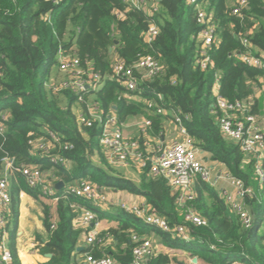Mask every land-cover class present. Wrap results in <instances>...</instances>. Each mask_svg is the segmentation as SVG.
<instances>
[{"label":"trees","instance_id":"trees-1","mask_svg":"<svg viewBox=\"0 0 264 264\" xmlns=\"http://www.w3.org/2000/svg\"><path fill=\"white\" fill-rule=\"evenodd\" d=\"M200 1L212 14L218 37L210 46L211 66L206 69L196 63L201 26L196 22L193 6L186 0H157L158 9L152 15L122 0H0V113L9 114L6 130L0 134V167L2 158L8 156L14 166H36L46 174L51 172L53 178H59L65 185L84 179L104 191L141 195L152 211L171 226L184 225L191 238L186 243L118 209L113 214L99 215L118 222L115 228L100 233L102 244L78 251L77 242L83 231L74 222L78 208L89 201L66 192L64 186L57 190V220L50 221L48 212H44L48 238L41 251L52 256L42 264H83L79 255L85 252L95 257L110 255L117 264H130L132 234L184 251L200 264H231L233 260L264 264V234L257 231L263 217L262 203L246 198L257 222L256 228L246 230L219 193L197 179L195 197L186 206L205 219L206 224L185 221L177 194L163 176L150 173L148 160L138 167V182L122 176L101 152L97 124L79 123L73 110L76 105L85 114L87 104L95 103L103 118L114 113L119 124L130 116L149 119L151 125L136 138L141 151L150 157L162 147L159 144L167 124L173 123L172 115L179 111L178 114L188 115L184 126L208 160L223 165L231 176L258 189L255 159L244 154L239 144L226 138L219 129L214 87L217 82V93L229 101L245 102L248 113L258 118L264 133V70L248 66L238 58V54L246 51L241 37H246L256 49L264 50V5L262 0H246V7L235 15L231 13L230 0ZM151 24L158 33L147 44L144 33ZM60 52L74 53L83 67L89 63L101 77L102 86L86 91L81 102L70 90L55 92L48 88L51 78L58 81L62 77L57 68ZM137 54L151 55L163 69L153 78L139 80L131 97H127L123 86L110 77L111 62L117 57L132 65ZM159 95L162 99H158ZM156 106L163 112L157 113ZM48 132L58 137L55 148L49 155L32 154L29 139L46 137ZM149 138H156L159 144ZM64 144H71L72 148L64 150L61 148ZM55 154L65 157L66 164L53 163L50 156ZM95 154L99 163L93 160ZM262 164L264 167V154ZM21 190L38 196L37 189L27 186L23 176L14 172L5 226L9 232L6 245L14 264H20L15 227L16 200ZM263 192L264 186L259 194ZM107 238H112L114 250L105 245ZM172 262L178 264L168 254L158 252L144 264Z\"/></svg>","mask_w":264,"mask_h":264},{"label":"built area","instance_id":"built-area-1","mask_svg":"<svg viewBox=\"0 0 264 264\" xmlns=\"http://www.w3.org/2000/svg\"><path fill=\"white\" fill-rule=\"evenodd\" d=\"M132 8L146 11L152 15L158 9L157 0H122ZM187 4L192 5L196 22L201 26L198 33V39L201 42V48L196 58V63L201 69L211 66L209 59V49L212 43L218 41L216 34V25L212 14L204 9V4L200 0H186ZM264 5V0H262ZM246 0H236L232 6L231 13L240 15L241 9L246 7ZM158 29L151 24L144 33V41L150 44L157 35ZM241 42L246 47L244 53L238 54V58L248 66L264 70V50H258L253 47L246 37H241ZM58 71L62 77L55 81L50 79L48 88L58 92L61 90H70L77 95L78 102L83 100V95L88 90H96L99 86L101 77L93 72L89 63L83 67L79 58L74 53H62L58 55ZM162 66L149 54H137L136 61L132 64H126L122 59L114 57L111 62L110 77L117 80L124 88V96L131 97L130 93L135 91L138 82L141 79H150L156 76ZM1 77V70H0ZM217 81V77H216ZM218 84L215 82L214 92L215 113L221 133L228 139L239 144L241 151L255 159L254 176L258 184V191L264 186V167L262 157L264 154V133L261 122L256 116L248 113V105L242 101H229L217 93ZM158 99H162L161 95ZM151 104H149V107ZM156 112L162 113L163 110L156 106ZM179 112V111H178ZM174 113L173 125L176 137L170 144L159 148L156 154L151 157L141 151L138 138L126 137L123 134L121 124L118 123L114 113L102 117L96 104H87V113L80 112L77 115L79 123L91 126L95 122L99 128V144L109 152V154L119 164L127 165L130 161L137 164L138 167L144 166L145 161L150 162V173L163 176L168 185L177 194L178 206L183 209L184 220L194 225H205L206 221L196 214L186 202L195 197L194 184L200 179L215 190L220 185L218 192L222 197L228 210L235 214L244 229L249 230L255 224L254 215L250 212L246 204V198H257L255 189L246 185L242 180L231 176L226 171H213L208 168L204 160L199 157L200 150L195 146L193 138L187 132L183 121L188 115ZM9 118L7 112L0 113V134H4L5 123ZM151 121L143 118L140 123L141 133H145ZM58 137L48 132L46 137L30 138L28 143L31 146V153L34 155H49V152L55 148ZM144 145H148L145 142ZM64 150L72 148L71 144H64ZM53 163L65 165L67 160L59 154L50 156ZM14 172H19L27 186L40 190L41 194L57 200V189L54 179L49 178L48 174L41 171L36 166H14L13 159L4 156L0 167V264H14L9 248L6 245V211L10 206V180ZM57 182V181H56ZM66 192L75 196L83 197L91 203V206L104 207L109 206V200L105 191L86 180L74 181L65 185ZM117 207L124 212L134 215L142 223L151 228L169 233L172 237L178 238L186 243L191 241L188 230L184 225L171 226L161 215L152 211L150 205L146 202H118ZM75 226L85 230V242L88 246L102 244L99 237V220L96 211L80 206ZM132 260L130 264H144L147 259L157 255L156 246L153 241L146 237H139L132 234ZM83 264H117L110 255H101L95 257L89 252L79 255ZM231 264H243L239 260H233Z\"/></svg>","mask_w":264,"mask_h":264},{"label":"crops","instance_id":"crops-1","mask_svg":"<svg viewBox=\"0 0 264 264\" xmlns=\"http://www.w3.org/2000/svg\"><path fill=\"white\" fill-rule=\"evenodd\" d=\"M258 95H259V92L256 93L257 97ZM80 112L81 110L79 109L77 112V115ZM132 117H133L132 119L126 118L125 121L121 124V127L124 126L123 134L126 137L136 138L141 134L140 123L142 122L144 117L142 115H136ZM263 120H264V117H263ZM169 124L170 123L168 122L167 127ZM165 138H166V133H165L164 138H161V141H164ZM149 141L152 143L158 144L156 138H149ZM101 152L104 153L109 164L114 169H116L118 173H120L122 176L128 179H131L135 182L139 181L140 171L135 162L130 161L129 164L127 165L119 164L115 161V159L109 154L107 150L101 149ZM198 155L204 160L205 164L208 162V159H207L208 156L206 153L200 151ZM93 160L95 163H99V157L96 154L93 156ZM213 163H215L214 168L211 170L216 169L217 171H222V172L225 171V168L223 165L217 162H214V161ZM48 176H52L51 178L57 182L61 181L59 178H56V179L53 178V175L51 174V172L48 174ZM64 186L65 184L63 183L62 188ZM36 191L38 192V196L34 197V196L29 195L25 191L21 190L19 191V194L16 200V207H17L18 214H17V224L15 227V243H16V252H17V256L20 261V264H42V263L47 262V260L50 258L46 255L47 253H43L41 251L48 238V231L46 230L44 226L43 218H44V212L46 210L49 214L50 221L54 222L57 220V212H56L57 201L51 197H46L42 195L40 190L38 189ZM255 192H256L255 193L256 197H257L255 199L258 201L260 190L258 191V189H255ZM105 194L107 195L109 203H110L108 204L109 205L108 207L94 208L95 206L92 207L90 202L87 205H82V206L91 208L96 211V215L99 220L98 230L100 231V233H102L103 231H107L109 228H115L118 224L117 221L109 220L108 217L100 218L99 217L100 214L102 213L103 214H113L117 212L119 209L117 207V203L121 201L128 202V203L145 202L144 197H142L141 195L131 194L127 191L107 190L105 191ZM8 209L6 213L8 212ZM82 231L83 232L78 239L77 245L78 247H82L83 249V247H87V244L85 242V230L82 229ZM8 235H9V232L6 231V235H5L6 243L8 242L7 241ZM111 239L112 238H107L105 245H107L108 247H111L114 250L115 245L114 243H112ZM155 241L157 242L159 253L160 252L166 253L171 257L170 252L179 251L182 254H184L183 256L187 255L188 258L184 260H176L178 264H200V262H198L197 260L196 262H194L193 257H191L186 252L177 250V249H171L159 243L157 240ZM171 264H174V262H172Z\"/></svg>","mask_w":264,"mask_h":264},{"label":"rangeland","instance_id":"rangeland-1","mask_svg":"<svg viewBox=\"0 0 264 264\" xmlns=\"http://www.w3.org/2000/svg\"><path fill=\"white\" fill-rule=\"evenodd\" d=\"M233 4H234V1H231V0H230V6H231V7L233 6ZM59 75H60V74H58V76H59ZM101 86H102V84L99 83L98 88H100ZM75 106H76V105H75ZM75 106H73V110H74V112L77 114V112H78L79 109H78L77 107H75ZM262 115H264V112H263ZM132 118H133L132 116L128 117V119H132ZM121 128H122V131H123L124 126H122ZM140 130H141V128H140ZM123 133H124V132H123ZM175 137H176V133H175V130H174V125H173V123L170 122V124H169L168 127H167L166 138H165V140H164V141H161L160 144H159V143H158V144L161 145L162 147H164V146L170 144L171 142H173V139H174ZM214 164H215V163H213V161L208 160V162L206 163V166H207L208 168H210V169H213V168H214ZM215 170H216V169H214L213 171H215ZM220 189H221V186L219 185V186L216 188V191L219 192ZM258 201H259L260 203H262V207H263V217H262V219H261V223H260V225L258 224L257 231H258V234L263 235V234H264V192L261 193V194H259ZM101 207H102V206H101ZM104 207H108V206H104ZM97 209H98V208H97ZM100 209H101V208H100ZM106 209H107V208H106ZM256 227H257V222L255 223V225L253 226V228H256ZM153 244L156 246V250H157V252H158L157 242H156V241H153ZM173 252H174V251H173ZM173 252H170V253H171V258H174L175 260H184V259L188 258L186 254H185L186 256H183L184 254H182V253L179 252V251H175L174 253H173Z\"/></svg>","mask_w":264,"mask_h":264},{"label":"water","instance_id":"water-1","mask_svg":"<svg viewBox=\"0 0 264 264\" xmlns=\"http://www.w3.org/2000/svg\"><path fill=\"white\" fill-rule=\"evenodd\" d=\"M62 186H63V182H62V181H58V182L55 184L56 189H60V188H62ZM81 249H82V247H78V248H77L78 251H80ZM46 255H47L48 257H51V256H52L51 253H47ZM193 261L196 262V258H193Z\"/></svg>","mask_w":264,"mask_h":264}]
</instances>
